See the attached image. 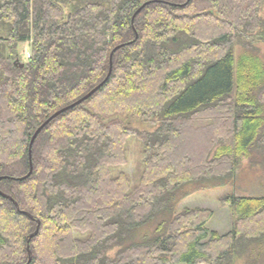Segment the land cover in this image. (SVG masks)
Listing matches in <instances>:
<instances>
[{
    "label": "trees",
    "instance_id": "1",
    "mask_svg": "<svg viewBox=\"0 0 264 264\" xmlns=\"http://www.w3.org/2000/svg\"><path fill=\"white\" fill-rule=\"evenodd\" d=\"M263 5L0 0V264H234L251 255L264 240V195L222 198L237 215L225 234L207 228L211 210L177 204L191 187L233 180L264 147V62L235 54L238 44L254 49L245 37L264 39ZM25 42L31 55L21 60ZM120 44L108 80L51 120L30 158L37 128L105 80ZM133 137L142 145L136 183L115 171Z\"/></svg>",
    "mask_w": 264,
    "mask_h": 264
},
{
    "label": "rangeland",
    "instance_id": "2",
    "mask_svg": "<svg viewBox=\"0 0 264 264\" xmlns=\"http://www.w3.org/2000/svg\"><path fill=\"white\" fill-rule=\"evenodd\" d=\"M264 17V5L261 9ZM260 33V31H258ZM257 33V32H256ZM244 40V39H243ZM244 41H251L253 48H248L243 44H238L235 48V54L238 58L241 53H255L259 55L264 62V39L251 40L245 37ZM21 60H27L31 55V46L29 42L21 43L16 50ZM15 51V52H16ZM206 122L198 121L196 125H204ZM130 125L140 130H154L155 126L151 122H145L140 119H133ZM142 145L141 142L133 137L128 143V162L121 168H115L126 171L136 183L142 170ZM189 193L182 197L177 204V209L202 208L212 211V216L207 223L209 230H215L220 234H225L232 229L237 215L234 209L224 204L222 198L234 194L236 196H261L264 195V147L255 148L250 156H245L235 171V178L225 184L213 185L210 183L205 187H191ZM150 232V228L143 229L139 234ZM138 234V236H139ZM112 254L115 251L111 252ZM262 255V256H260ZM234 264H264V240L260 245H255V251L248 255L244 253L235 259Z\"/></svg>",
    "mask_w": 264,
    "mask_h": 264
},
{
    "label": "water",
    "instance_id": "3",
    "mask_svg": "<svg viewBox=\"0 0 264 264\" xmlns=\"http://www.w3.org/2000/svg\"><path fill=\"white\" fill-rule=\"evenodd\" d=\"M149 2H146L138 11H137V13L146 5V4H148ZM219 16V15H218ZM123 46V44H120V45H118V46H116L114 49H113V51L111 52V56H110V58H111V68H110V71H109V74H108V76L105 78V80H103L100 84H98L96 87H94L90 92H88L86 95H84L83 97H81L80 99H78V100H76L75 102H73V103H71V104H69V105H67V106H65V107H63V108H61V109H59L58 111H56L54 114H52L43 124H41L38 128H37V130L35 131V133L33 134V136H32V139H31V141H30V158L32 157V153H31V149H32V146H33V144H34V142H35V140H36V138H37V136L39 135V133L43 130V128L51 121V120H53L55 117H57L58 115H60L61 113H64L65 111H67V110H69V109H71V108H73V107H75L76 105H79V104H81V103H83L85 100H87L89 97H91L98 89H100L103 85H104V83L108 80V78L110 77V75H111V73H112V58H113V54H114V52L117 50V49H119L120 47H122ZM23 65V64H22ZM31 162V169H30V171H29V173L27 174V175H25V176H23V177H21L20 179H24V178H27L31 173H32V171H33V165H32V160L30 161ZM3 177H5V176H3ZM2 178V176L0 177V179ZM2 194H4V196H6V197H9V195H7V194H5V193H3L2 192ZM15 204L16 205H18V203L17 202H15ZM27 213V212H26ZM27 214H29V213H27ZM38 231H39V227L37 228V230L33 233V234H31V237H33V236H35L37 233H38ZM30 259H31V257H30Z\"/></svg>",
    "mask_w": 264,
    "mask_h": 264
}]
</instances>
